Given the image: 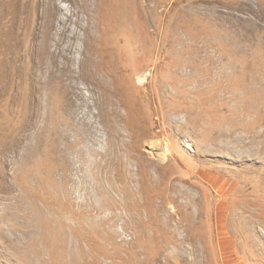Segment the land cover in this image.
Segmentation results:
<instances>
[{
  "label": "rangeland",
  "instance_id": "374dc122",
  "mask_svg": "<svg viewBox=\"0 0 264 264\" xmlns=\"http://www.w3.org/2000/svg\"><path fill=\"white\" fill-rule=\"evenodd\" d=\"M0 264H264V0H0Z\"/></svg>",
  "mask_w": 264,
  "mask_h": 264
}]
</instances>
